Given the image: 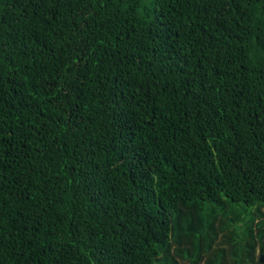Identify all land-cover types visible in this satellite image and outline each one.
I'll list each match as a JSON object with an SVG mask.
<instances>
[{
	"label": "trees",
	"instance_id": "1",
	"mask_svg": "<svg viewBox=\"0 0 264 264\" xmlns=\"http://www.w3.org/2000/svg\"><path fill=\"white\" fill-rule=\"evenodd\" d=\"M0 264H264V0H0Z\"/></svg>",
	"mask_w": 264,
	"mask_h": 264
},
{
	"label": "rangeland",
	"instance_id": "2",
	"mask_svg": "<svg viewBox=\"0 0 264 264\" xmlns=\"http://www.w3.org/2000/svg\"><path fill=\"white\" fill-rule=\"evenodd\" d=\"M51 1V0H50Z\"/></svg>",
	"mask_w": 264,
	"mask_h": 264
}]
</instances>
